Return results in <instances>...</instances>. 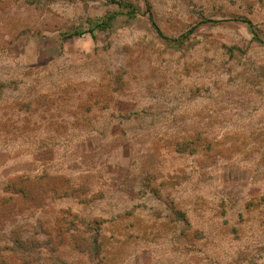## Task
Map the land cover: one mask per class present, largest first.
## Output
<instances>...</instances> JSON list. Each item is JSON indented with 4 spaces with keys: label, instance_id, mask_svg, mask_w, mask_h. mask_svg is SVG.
I'll return each instance as SVG.
<instances>
[{
    "label": "rangeland",
    "instance_id": "1",
    "mask_svg": "<svg viewBox=\"0 0 264 264\" xmlns=\"http://www.w3.org/2000/svg\"><path fill=\"white\" fill-rule=\"evenodd\" d=\"M0 264H264V0H0Z\"/></svg>",
    "mask_w": 264,
    "mask_h": 264
},
{
    "label": "trees",
    "instance_id": "2",
    "mask_svg": "<svg viewBox=\"0 0 264 264\" xmlns=\"http://www.w3.org/2000/svg\"><path fill=\"white\" fill-rule=\"evenodd\" d=\"M180 144V143H179ZM93 243V242H92ZM84 245H80V246H78V248L80 249V250H83L84 248H82ZM86 247V246H85ZM93 247H96V252L97 253H99V250H98V247L96 246V245H93ZM36 258L38 259L39 258V256H36Z\"/></svg>",
    "mask_w": 264,
    "mask_h": 264
}]
</instances>
